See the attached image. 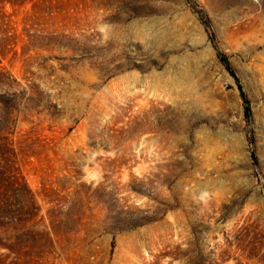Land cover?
Listing matches in <instances>:
<instances>
[{
    "label": "rangeland",
    "instance_id": "374dc122",
    "mask_svg": "<svg viewBox=\"0 0 264 264\" xmlns=\"http://www.w3.org/2000/svg\"><path fill=\"white\" fill-rule=\"evenodd\" d=\"M2 166L0 264H264V0H0Z\"/></svg>",
    "mask_w": 264,
    "mask_h": 264
},
{
    "label": "trees",
    "instance_id": "16d2710c",
    "mask_svg": "<svg viewBox=\"0 0 264 264\" xmlns=\"http://www.w3.org/2000/svg\"><path fill=\"white\" fill-rule=\"evenodd\" d=\"M212 39L214 41L213 36H212ZM214 47L217 51V56H218L219 60L225 65L228 72L236 79L240 93H241V96H242V99H243V102H244L245 115H246L247 119H250V117L252 115L250 102H249L247 94L245 93L243 86H242V84H241V82H240V80L236 74V71H235L233 65L231 64V62L229 61V58L227 57V55L218 48L216 43L214 44ZM5 185H8L9 188L16 187V184L14 185V182L12 181L11 175L8 172L7 168L2 166L0 168V187L5 186ZM5 188H7V186H5Z\"/></svg>",
    "mask_w": 264,
    "mask_h": 264
}]
</instances>
